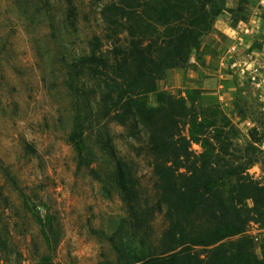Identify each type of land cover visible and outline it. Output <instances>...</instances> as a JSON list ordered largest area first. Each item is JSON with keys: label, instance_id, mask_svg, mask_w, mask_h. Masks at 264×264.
I'll use <instances>...</instances> for the list:
<instances>
[{"label": "trees", "instance_id": "16d2710c", "mask_svg": "<svg viewBox=\"0 0 264 264\" xmlns=\"http://www.w3.org/2000/svg\"><path fill=\"white\" fill-rule=\"evenodd\" d=\"M93 1L103 33L66 65L73 105L68 140L77 165L126 207V217L111 219L109 234L102 231L115 264H264V244L257 256L244 235L250 222L264 228V180L247 171L258 162L256 148L249 144L238 155L237 128L217 106L200 104L196 88L176 95L157 85L167 69L188 64L226 7L216 0ZM111 122L147 157L150 189L143 190L133 161L118 150ZM22 203L45 245L56 246L52 217L35 214L25 197ZM0 246H6L1 235ZM41 262L54 264L47 254Z\"/></svg>", "mask_w": 264, "mask_h": 264}, {"label": "rangeland", "instance_id": "374dc122", "mask_svg": "<svg viewBox=\"0 0 264 264\" xmlns=\"http://www.w3.org/2000/svg\"><path fill=\"white\" fill-rule=\"evenodd\" d=\"M216 2L226 8L202 35L201 45L217 44L218 54L192 52L185 67L167 69L157 85L176 95L196 88L200 104L222 110L237 128L238 155L249 144L256 148L258 162L247 171L262 181L264 0ZM98 9L93 0H0V235L6 239L0 264H41L46 254L54 264L116 263L102 231L109 234V221L126 217V207L115 190H104L88 168L77 165L68 140L73 105L66 65L93 34L103 33ZM215 23L235 31L214 36ZM103 47H108L105 40ZM195 70L197 76H186ZM109 127L120 153L133 161L143 190L150 189L154 178L138 142L129 146L123 128L112 122ZM192 148L200 150L197 144ZM22 195L35 205V214L52 217L53 233L59 234L53 248L45 245ZM159 226L157 217L154 228ZM244 235L260 256L264 228L250 222Z\"/></svg>", "mask_w": 264, "mask_h": 264}, {"label": "crops", "instance_id": "0c3cea01", "mask_svg": "<svg viewBox=\"0 0 264 264\" xmlns=\"http://www.w3.org/2000/svg\"><path fill=\"white\" fill-rule=\"evenodd\" d=\"M245 24V23H244ZM230 30H233V31H235V29L232 27V26H230V25H224V26H218L216 23L213 25V29H212V31H213V35L214 36H216V35H221V33H224V34H226V33H228ZM218 46H217V44H215L214 46H212L211 48H208L207 49V47H205L204 45H201V47H200V50L202 51V52H208V53H210V54H218V48H217ZM223 55H224V51H223ZM222 57V56H221ZM224 57H225V55L222 57V59L224 60ZM193 73H186V76L188 77V76H192V75H195V76H197L198 75V70H195V72L194 71H192Z\"/></svg>", "mask_w": 264, "mask_h": 264}]
</instances>
